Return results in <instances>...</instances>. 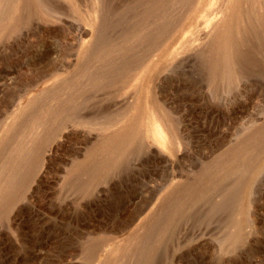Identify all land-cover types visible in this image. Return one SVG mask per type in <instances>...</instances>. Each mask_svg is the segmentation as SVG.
Returning a JSON list of instances; mask_svg holds the SVG:
<instances>
[{
  "label": "rangeland",
  "instance_id": "374dc122",
  "mask_svg": "<svg viewBox=\"0 0 264 264\" xmlns=\"http://www.w3.org/2000/svg\"><path fill=\"white\" fill-rule=\"evenodd\" d=\"M73 1H0V264H264V1L237 13L228 0ZM143 107L170 143L144 117L111 157L108 133Z\"/></svg>",
  "mask_w": 264,
  "mask_h": 264
},
{
  "label": "bare ground",
  "instance_id": "6f19581e",
  "mask_svg": "<svg viewBox=\"0 0 264 264\" xmlns=\"http://www.w3.org/2000/svg\"><path fill=\"white\" fill-rule=\"evenodd\" d=\"M0 1H1V0H0ZM14 1H15V0H14ZM75 1H76V0H75ZM75 1H73V2H75ZM130 1H131V0H129V2H130ZM132 1H133V0H132ZM132 1L130 2L131 4H132ZM144 1L146 2V1H148V0H138V2H142V3H143ZM178 1H179V0H178ZM203 1H204V0H203ZM242 1H243V0H228V2H229V6H230V8H231V10H232V13H237V12H239ZM251 1H254V0H249L250 3H251ZM255 1L257 2V5H259V9L256 8V7H258V6H255V8L257 9V10L255 9V10H256V11L259 10L258 12H261L260 8L263 7V5H262V1H264V0H255ZM255 1H254L253 3H256ZM69 2H70V1H69ZM129 2H128V3H125V4H129ZM135 2H136V1H135ZM148 2H149V1H148ZM150 2H151V1H150ZM150 2H149V3H150ZM154 2H155V0H154ZM154 2H153V3H154ZM161 2H162V1H161ZM161 2H160V3H161ZM170 2H173V1L170 0ZM182 2H183V1H182ZM184 2H185V1H184ZM184 2H183V3H184ZM5 3L7 4L6 1H5ZM40 3H41V2H40ZM76 3H77V2H76ZM136 3H137V2H136ZM142 3H141V4H142ZM192 3H194V2H192ZM204 3H206V2L204 1ZM10 4H12V2H11ZM77 4H78V3H77ZM134 4H135V3H134ZM138 4H139V3H138ZM138 4H137V6H138ZM141 4H140V5H141ZM143 4H145V3H143ZM163 4H165V3H163ZM167 4H168V3H167ZM184 4H185V3H184ZM211 4H212V3L209 2V5H211ZM263 4H264V3H263ZM0 5H1V4H0ZM2 5H3V4H2ZM8 5H9V3H8ZM21 5H22V4H21ZM75 5H76V4H75ZM140 5H139V6H140ZM158 5H160V4H158ZM170 5H172V4H170ZM170 5H169V7H170ZM203 5H204V4H203ZM249 5L252 6V5H254V4H252V5L249 4ZM11 6H12V5H11ZM11 6H10V7H11ZM124 6H125V5H124ZM139 6H138V7H139ZM141 6H142V5H141ZM141 6H140V8H139L138 10H140L141 8H143V6H142V7H141ZM152 6H153V5H152ZM174 6H175V5H174ZM183 6H184V5H183ZM244 6H245V4H244ZM250 6H249V7H250ZM78 7H81L80 4H78ZM147 7H148V5H147ZM147 7H146V9L149 8V7H148V8H147ZM157 7H158V6H157ZM166 7L168 8L167 5H166ZM166 7H165V8H166ZM198 7H199V5H198ZM201 7H203V6H200V8H201ZM37 8L39 9L38 6H37ZM76 8H77V7H76ZM135 8H136V7H135ZM165 8L163 9V11H165ZM171 8H172V7H171ZM176 8H177V7H176ZM189 8H190V7H189ZM253 8H254V6L252 7V9H253ZM72 9H73V8H72ZM77 9H78V8H77ZM81 9H82V8H81ZM146 9H144V10L146 11ZM155 9H156V8H155ZM158 9H159V8H158ZM250 9H251V7H250ZM250 9H249V10H250ZM252 9H251L250 11H252ZM35 10H36V9H35ZM41 10H42V9H41ZM136 10H137V9H136ZM173 10H174V8H173ZM176 10H177V9H176ZM179 10H180V9H179ZM179 10H178V11H179ZM255 10H254V11H255ZM42 11H43V10H42ZM118 11H119V10H118ZM142 11H143V10H142ZM154 11H155V10H154ZM170 11H171V10H170ZM188 11H189V10H188ZM195 11H196V6L193 8L192 13L195 14L196 12H198V11H196V12H195ZM246 11H247V10H246ZM246 11H244V12H246ZM256 11H255V13H258V12H256ZM262 11H263V13H264V8H262ZM17 12H18V10H17ZM81 12H82V11H81ZM157 12H158V11H157ZM166 12L168 13L169 11H166ZM173 12H174V11H173ZM207 12H208V11H207ZM252 12H253V11H252ZM38 13H40V12H38ZM84 13H86V12H84ZM118 13H119V12H118ZM152 13H153V12H150V14H152ZM169 13H170V12H169ZM208 13H209V12H208ZM161 14H162V11L159 12V15H160V16H163V15H161ZM258 14H259V13H258ZM114 15H115V14H114ZM118 15H119V14H118ZM120 15H121V14H120ZM120 15H119V16H120ZM154 15H155V13H153V16H154ZM157 15H158V14H157ZM159 15H158V16H159ZM206 15H208V14H206ZM239 15H241V14H239ZM121 16H122V15H121ZM153 16H152V17H153ZM166 16H167V15H166ZM166 16H165V17H166ZM222 16H223V15H222ZM236 16H237V15H236ZM245 16H246V14H245ZM247 16H248V15H247ZM247 16H246V17H247ZM254 16H255V15H254ZM259 16H262L263 21H264V16H263V15H259ZM86 17H87V16H86ZM114 17H116V16H114ZM122 17H123V16H122ZM141 17H142V16H141ZM155 17H156V16H155ZM256 17H257V15H256ZM205 18H206V17H205ZM236 18H237V17H236ZM236 18H235V19H236ZM240 18H241V17H240ZM252 18H253V17H252ZM254 18H255V17H254ZM258 18H259V17H257V19H258ZM151 19H153V18H151ZM155 19H157V17H156ZM155 19H154V20H155ZM158 19H159V18H158ZM158 19H157V20H158ZM162 19H164V18H162ZM249 19H251L250 16H249ZM260 19H261V17H260ZM100 20H101V19H100ZM100 20H99V21H100ZM119 20H121V19L119 18ZM154 20H153L152 22H154ZM213 20H214V19H213ZM242 20H243V18H242L241 21H240L241 23L244 21V20H243V21H242ZM246 20H247V19H246ZM0 21H4V20L1 19ZM155 21H156V20H155ZM209 21H210V19H209ZM240 22H239V18H238V20L235 21V27H234V28H236V23H237V24H238V23L241 24ZM244 22H245V21H244ZM252 22H253V21H252ZM259 22L261 23V22H262V19H261V21H259ZM259 22H258V23H259ZM3 23H4V22H3ZM222 23H223L224 29L222 30V32H221L220 35H219V34H216V36H217V35L219 36V38H218V36H217V38L219 39V40H218V46L220 47V51H221V48L223 49L224 52H226V51H225L226 49H227L228 51H227V53H225V54H224V52H223V53H222L223 55H222L221 57H220V56H219V57H220V60H223V61H224V63L228 62V63H226V64H228V66H229V62H232L231 59H232V58H235V57H232V49L235 47V46H234V44H235V40H234V41H232V39L230 40V39H229V36H228V35H229L228 33H230V29H231V27H232V23H233V22H232V18H231V17H225V18H223ZM262 23H263V22H262ZM90 24H91V26L96 27V25H97V17H96L95 15L93 16V18H92ZM101 24H102V22H101ZM152 24H153V23H152ZM156 24H157V23H155V25H156ZM242 24H243V23H242ZM247 24H248V23H247ZM99 25H100V24H99ZM155 25H154V26H155ZM214 25H215V24H214ZM244 25H245V23H244ZM244 25H242V26H244ZM250 25H251V24H250ZM253 25H254V24H253ZM253 25H252V26H253ZM258 25H259V26H262L261 24H258ZM263 25H264V24H263ZM3 26H4V25H3ZM212 26H213V25H212ZM209 27H210V25H209ZM209 27H208V28H209ZM218 27H219V26H218ZM218 27H217V28H218ZM220 27H221V26H220ZM220 27H219V29H220ZM253 27L256 28L257 25H255V26H253ZM0 28H1V27H0ZM217 28H216V29H217ZM237 28H238V27H237ZM237 28H236V29H237ZM100 29H101V27H100ZM137 29H138V28H137ZM137 29H135V30H137ZM232 29H233V28H232ZM236 29H235L234 31H236ZM238 29H239V28H238ZM256 29H258L257 31H259V27H257ZM261 29H263V28L260 27V30H261ZM209 30H211V27L209 28ZM217 30H218V29H217ZM99 31H100V30H99ZM140 31H141V29H140ZM257 31H256V32H257ZM136 32H137V31H136ZM136 32H134V36L136 35ZM212 32H213V31H212ZM218 32H219V30H218ZM218 32H217V33H218ZM260 32H261V31H260ZM260 32H258V33H260ZM137 33H138V32H137ZM261 33H263V35H264V29H263V32H261ZM261 33H260V34H261ZM126 34H127V33H126ZM126 34L124 35V37L122 36V39L120 38L121 41L124 42V43H123V46H124V44L126 43L125 41L127 40V37H126V40L123 41V39L125 38ZM128 34H129V33H128ZM139 34H140V33H139ZM139 34H138V35H139ZM144 34H145V32H144ZM146 34H147V32H146ZM146 34H145V35H146ZM121 35H122V34H121ZM130 35H131V34H129L128 37H129ZM132 35H133V32H132ZM132 35H131V37H132ZM141 35H142V34H141ZM141 35H139V36H141ZM145 35H143V36H145ZM214 35H215V34H214ZM235 35H236V34H235ZM261 35H262V34H261ZM143 36H141V37H143ZM212 36H213V35H212ZM98 37H99V36H98ZM135 37H137V36H135ZM146 37H147V35H146ZM132 38H133V37H132ZM210 38H211V37H210ZM233 38H234V37H233ZM262 38H263V36H262ZM114 39H115V38H114ZM118 39H119V38H118ZM130 39H131V38H129L128 40H130ZM242 39H243V38H242ZM128 40H127V42H128ZM145 40H148V39H145ZM213 40H214V39H213ZM213 40L211 39V42H212ZM240 41H241V38H240V40H239V43H240ZM111 42H112V41H111ZM111 42H110V43H111ZM115 42H117V40H116ZM122 42H121V43H122ZM143 42H145V41H143ZM213 42H214V41H213ZM233 42H234V44H233ZM236 42H237V39H236ZM119 43H120V40L118 41V43H116V45L119 44ZM130 43H131V42H130ZM216 43H217V39H216ZM216 43H215V44H216ZM113 44H115V43H113ZM212 44H213V43H212ZM212 44H211V45H212ZM237 44H238V42H237ZM128 45H129V43H128ZM107 46H109V44H108ZM113 46H114V45H113ZM123 46H122V47H123ZM126 46H127V44H126ZM214 46H216V48L213 47V46H211V47L215 48L214 50H215L216 53H217V49H218V48H217V45H214ZM117 47H118V46H117ZM129 47H130V46H129ZM110 48H111V47H110ZM124 48H125V47H124ZM213 48H210V50H212ZM121 49H123V48H121ZM111 50H112V49H111ZM116 50H117V49H116ZM119 50H120V48H119ZM101 51H102V50H101ZM109 51H110V49H109ZM113 51H115V50H113ZM121 51H123V50H121ZM211 52H212V54H213L214 51H211ZM211 52H210V53H211ZM234 52H235V51H233V54H234ZM104 53H105V52H104ZM115 53H116V51H115ZM120 53H122V52H120ZM120 53H119V54H120ZM218 53H219V52H218ZM105 54H106L105 56H107L108 53L106 52ZM109 54H110V52H109ZM109 54H108V55H109ZM117 54H118V53H117ZM214 54H215V52H214ZM214 54H213V57H214ZM219 54H221V52H220ZM113 55H114V54H112V56H109L110 59H111V57H113ZM114 56H115V55H114ZM121 56H122V55H121ZM234 56H235V54H234ZM97 57H98V56H97ZM116 57H117V56H116ZM211 57H212V56H211ZM114 58H115V57H114ZM125 58H126V57H125ZM107 59L109 60L108 57H107ZM127 60H128V59H127ZM135 60H136V59H134V61H135ZM209 60H210V62H211V60H214V62H215V58H214V59H209ZM111 61H112V60H111ZM111 61H109V62H111ZM223 61H222V62H223ZM225 61H226V62H225ZM233 61H234V59H233ZM129 62H131V61H129ZM212 62H213V61H212ZM94 63H95V62H94ZM127 63H128V62H127ZM131 63H132V62H131ZM104 64H105V63H103V65H104ZM125 64H126V63H125ZM212 64H213V63H210V65H212ZM218 64H219V63H218ZM107 65H108V63H107ZM230 65H231V67L233 66L232 64H230ZM116 66H117V65H116ZM122 66H123V65H122ZM122 66H121V67H122ZM218 66H219V65H218ZM228 66H227V67H228ZM121 67H120V68H121ZM223 67H224V66H222V68H223ZM225 67H226V66H225ZM231 67H229V70H231ZM120 68H119V69H120ZM84 69H85V68H84ZM121 69H122V68H121ZM126 69H127V68H126ZM126 69H125V71H126ZM223 69H224V68H223ZM223 69H222V70H223ZM86 70H87V69H86ZM229 70H228V72H230ZM235 70H236V72H237V68H235ZM92 71H93V70H90V72H92ZM114 71H116V70H114ZM93 72H94V71H93ZM96 72H98V71H96ZM224 72H225V70H224ZM228 72L226 71L225 73L228 74ZM233 72H234V71H233ZM86 73H87V72H86ZM116 73H117V72H116ZM120 73H121V71H120ZM128 73H129V72H127V75H126V76H127V77H126L127 79H125V80H127V82L129 81V80H128ZM130 73H131V72H130ZM130 73H129V74H130ZM212 73H213V72H212ZM230 73H231V72H230ZM87 74H88V73H87ZM105 74H106V73H105ZM117 74H118V73H117ZM122 74H124V73H122ZM125 74H126V73H125ZM141 74H142V73H141ZM235 74H237V73H235ZM84 75L86 76V74H84ZM112 75H113V74H112ZM131 75H133V74H131ZM131 75H130V76H131ZM138 75H139V74H138ZM228 75L231 76L230 74H228ZM120 76H121V74H120ZM120 76L117 77V78H124V77H125V75H124V76L122 75L123 77H122V76L120 77ZM233 76H235V75H233ZM233 76H231V77H232L231 79L234 78ZM60 77H61V76H60ZM95 77H96V76H95ZM136 77H138V76H136ZM136 77H135V78H136ZM83 78H85V77H83ZM88 78H89V77H88ZM117 78H115V79H117ZM93 79H95V78L93 77ZM115 79H114V80H115ZM129 79H130V78H129ZM141 79H142V78H141ZM56 80H57V79H56ZM118 80H119V79H117V81H118ZM111 81H113V80H111ZM120 81H121V80H120ZM123 81H124V79H123ZM137 81H139V80H137ZM57 82H58V81H57ZM124 82H125V81H124ZM134 82H135V81H134ZM63 83H64V81H63ZM87 83H88V82H87ZM125 83H126V82H125ZM130 83H131V81H129V84H130ZM142 83H143V82H142ZM142 83H141V84H142ZM54 84H55V83H54ZM114 84H115V82H114ZM114 84H113V86H116V85H117V84H115V85H114ZM133 84H134V83H133ZM133 84H132V85H133ZM109 85H110V84H109ZM118 85H119V84H118ZM144 85H145V84H144ZM144 85H142V86H144ZM61 86H63V85H61ZM110 86H111V85H110ZM136 87H137V86H136ZM136 87H134V88H135L134 91L137 90V88H139V86H138L137 88H136ZM60 88H61V87H59V89H60ZM129 88H130V86H129ZM144 88H145V87H144ZM56 89H57V88H56ZM141 89H142V88H141ZM51 90H53V89H51ZM57 90H58V89H57ZM57 90H56V91H57ZM132 90H133V86H132ZM45 91H46V90H44L43 92H45ZM56 91H54V93H55ZM134 91H133V92H134ZM137 91H138V90H137ZM137 91H136V92H137ZM136 92H135V93H136ZM40 93H41V92H40ZM54 93L51 92V94H53V95H54ZM135 93H134V94H135ZM42 94H43V93H42ZM53 95H52V96H53ZM40 96H41V95H40ZM47 96H48V94H47ZM49 96H50V98H52L50 94H49ZM36 97H37V96H36ZM38 97H39V96H38ZM41 97H42V96H41ZM41 97H40V98H41ZM43 97H44V96H43ZM32 98H33V97H32ZM46 98H47V97H46ZM46 98L44 97V99H46ZM135 98H136V97H135ZM53 99H54V98H53ZM59 99H61V98H59ZM31 100H33V102H32V103H33V106H35V105H34V101H36V100H34V99H31ZM31 100L29 101V103H31ZM42 100H43V99H42ZM140 100H141V99H140ZM62 101H63V100H62ZM62 101H61V102H62ZM42 102H43V101H42ZM36 103H37V102H36ZM36 103H35V104H36ZM38 103H41V101L38 102ZM59 103H60V102H59ZM27 105H28V104H27ZM57 105H58V104H57ZM25 106H26V104H25ZM25 106H23V109H24ZM28 106L30 107V105H28ZM31 106H32V105H31ZM139 106H140V105H139ZM29 107H28V108H29ZM31 108H32V107H31ZM129 108H131V107H129ZM125 109H126V108H125ZM125 109H124V110H125ZM127 109H128V107H127ZM127 109L124 111L125 113H126V111H128ZM143 109H144V111H143ZM160 109H161V108H160ZM29 110H30V108L28 109V111H29ZM122 110H123V109H122ZM158 110H159V109H158ZM17 111L19 112V109H18ZM17 111H16V112H17ZM24 111H25V110H24ZM26 111H27V107H26ZM58 111H59V109H58ZM140 111H141V114H142L141 116H138V117L135 116L136 118H134V119H128V120H126V121H125L122 125H120L119 127L115 128V129H113V130H110V132L108 133V134H109L108 137L105 136V137H107V145H106V141H105V146H106V147L108 146V148H106L104 145H102V147L104 146V147L107 149L106 151L108 152V154H109L111 157L115 158V157H117L118 155H120L119 153H120L121 151H123V149H124L128 144H132L131 142L134 141V140L139 136V133H140V131L142 130V129L140 128V127H141L142 120H143L142 118H144V117H145V122H147V123H151V124H152V127H153V133L157 136V140H158V142H159V143H162V144H168V143H170L169 141L171 140V136H172V135L170 134L171 136H170V139H169V136L164 134L163 129H162V128L160 127V125L157 123V119H160V121H161V118H159V117L156 118L155 115H154V113H152V112H148V111L145 109V107L140 108ZM152 111H153V110H152ZM137 112H138V111H137ZM20 113H21V112H20ZM25 113L27 114V112H25ZM25 113L22 112V115H23V114L25 115ZM118 113H119V112H118ZM118 113H116V114H118ZM120 113H121V111H120ZM120 113H119V114H120ZM122 113H123V112H122ZM125 113H124V115H125ZM17 114H18V113H17ZM17 114H16V115H17ZM119 114H118V115H119ZM138 114H139V113H138ZM13 115H15V114H13ZM16 115H15L14 117H15V118H16V117L18 118L19 116H16ZM18 115H19V114H18ZM22 115H21V116H22ZM122 115H123V114H122ZM136 115H137V113H136ZM21 116H20V119H21ZM25 116H27V115H25ZM63 116H64V115H63ZM157 116H158V115H157ZM169 116H170V115H169ZM66 117H67V116H66ZM112 117H113V115H112ZM117 117H118V116H117ZM120 117H121V115H120ZM120 117H119V118H120ZM166 117H167V116H166ZM11 118H13V117H11ZM17 118H16V119H17ZM113 118H114V117H113ZM119 118H118L117 120H119ZM121 118H122V117H121ZM16 119H15V120H16ZM69 119H71V118H69ZM13 120H14V119H13ZM108 120H109V119H108ZM168 120H169V119H168ZM19 121H20V120H19ZM19 121H18V123H19ZM115 121H116V120H115ZM12 122H13V121H12ZM12 122H10V123H12ZM15 122H16V121H15ZM89 122H90V121H89ZM111 122H114V121H110V122L108 121L107 123L110 124ZM7 123H9V122H7ZM85 123H86V122L84 121V125H85ZM101 123H102V122H101ZM103 123H104V122H103ZM107 123H106V124H107ZM163 123H165V121H163ZM14 124H15V123H14ZM82 124H83V122H82ZM86 124L88 125V123H86ZM92 124H93V123H92ZM97 124H98V123H97ZM87 125H86V126H87ZM99 125H100V124H99ZM103 125H105V124H103ZM103 125H102V126H103ZM107 125H108V124H107ZM164 125H165V124H164ZM7 126H8V125H7ZM88 126H90V125H88ZM92 126H93V125H92ZM94 126H95V125H94ZM161 126H162V125H161ZM166 126H167V125H166ZM168 126H169V125H168ZM170 126H172V124H170ZM7 128H10V125H9ZM93 128H96V130H100L99 127H93ZM101 128H102V127H101ZM2 129H3V128H2ZM140 129H141V130H140ZM8 130H9V129H8ZM10 131H11V130H10ZM5 132H7V131L5 130L4 133H5ZM4 133H3V134H4ZM7 133L10 134V132H7ZM142 133H143V132H142ZM5 134H6V133H5ZM106 135H107V134H106ZM5 136H6V135H5ZM47 136H48V135H47ZM7 137H9V135H7ZM101 139H103V138H101ZM104 139H105V138H104ZM173 139H175V138H173ZM138 140H139V139H138ZM101 141H102V140H101ZM101 141H100V142H101ZM174 141H175V143H176V140H174ZM172 143H173V142H172ZM172 143H171V144H172ZM175 143H173V144L175 145ZM173 144H172V145H173ZM175 146H176V145H175ZM16 147H17V146H16ZM20 147H21V146H20ZM104 147H103V148H104ZM128 147H129V146H128ZM132 147H133V146H132ZM170 147H171V146H170ZM256 147H257V146H256ZM258 147H259V146H258ZM263 147H264V146H263ZM263 147H261V151H262V148H263ZM99 148L101 149V146H100ZM17 149H18V147H17L15 150H17ZM100 149H98V150H100ZM127 149L130 150L131 148H127ZM127 149H125V150L129 152V150H127ZM171 149H173V146H172ZM258 149H260V148H258ZM22 150H23V149H22ZM22 150H20V151H22ZM24 150H25V149H24ZM98 150L96 151V153H94V155L97 154V152H98V154H99V151H98ZM102 150H103V149H102ZM104 150H105V149H104ZM104 150H103V151H104ZM251 150H252V149H251ZM256 150H257V149H255L254 152H256ZM103 151H100V152H101L102 154H103L104 152H106V151H104V152H103ZM261 151H259V152H261ZM17 152H19V149H18ZM17 152H16V153H17ZM22 152H23V151H22ZM22 152H21V153H22ZM25 152H26V151H25ZM25 152H23V153L26 155ZM128 152H127V153H128ZM250 152H251V151H250ZM254 152L252 151V154H253V155L255 154ZM125 153H126V152H125ZM256 153H258V152H256ZM261 153H262V152H261ZM2 154H3V153H2ZM19 154H20V152H19ZM91 154H92V152H91ZM14 155H15V154H14ZM100 155H101V154H100ZM100 155H99V156H100ZM122 155H123V154H122ZM124 155H125V157L127 156L126 154H124ZM249 155H250V154H249ZM253 155H252V157H250L251 155H250L249 157H250L251 159L257 157V156H256V157H255V156L253 157ZM256 155H258V154H256ZM2 156H4V154H3ZM17 156H19V155H17ZM17 156H16V157H17ZM21 156H22V154H21ZM90 156H91V155H90ZM110 156H109V157H110ZM258 156H259V155H258ZM263 156H264V155H263ZM23 157H24V156H23ZM23 157H22V158H23ZM31 157H32V156H31ZM93 157H95V156H93ZM106 157H107V156H106ZM34 158H35V157H34ZM95 158H97V157H95ZM98 158H99V157H98ZM100 158H102V157H100ZM247 158H248V156L246 157V159H247ZM262 158H263V157H262ZM91 159H92V158H91ZM91 159H90V161H91ZM102 159H104V158H102ZM102 159H101V160H102ZM122 159H123V157H122ZM122 159H121V160H122ZM244 159H245V157H244ZM251 159H250V160H251ZM85 160H86V159H85ZM93 160H94V158H93ZM93 160H92L91 162H93ZM116 160H117V162L119 163L120 159H119V161H118V159H116ZM116 160H114V162H116ZM250 160L248 159V161H246V160H244V161H245V162H249ZM263 160H264V159H263ZM0 161H1V160H0ZM96 161H97V160H96ZM96 161H94L93 163H95ZM112 161H113V160H111V158H110V161L106 159V160H104L102 163H100L99 161H98V162H99L100 164H102L103 166H108V165L110 164V162H112ZM8 162L10 163V162H12V161H7V163H8ZM98 162H97V163H98ZM114 162H112V163H114ZM28 163H29V162H28ZM88 163H89V161H88ZM118 163H115V164H118ZM243 163H244V162H243ZM2 164H3V163H2ZM2 164H1V166H2ZM90 164H91V163H90ZM115 164H113V165H115ZM10 165H11V164H10ZM13 165H14V164H13ZM84 165H85V167H89V166H90V165L87 166L88 164H87V165L84 164ZM91 165H92V164H91ZM95 165H98V164H95ZM111 165H112V164H111ZM7 166H9V165H7ZM11 166H12V165H11ZM100 166H101V165H100ZM109 166H110V165H109ZM14 167H15V166H13V169H15ZM85 167H84V168H85ZM98 167H99V166H97V168H98ZM112 167H113V166H112ZM114 167H115V166H114ZM256 167H257V166H256ZM11 168H12V167H11ZM11 168H8V169L11 170ZM19 168H20V167H19ZM93 168H94V167H92L91 169H93ZM95 168H96V167H95ZM250 168H251V167H249V169H250ZM252 168H254V167H252ZM6 169H7V168H5V172L3 171V173H6ZM76 169H77V168H76ZM98 169H99V168H98ZM107 169H109V168L107 167ZM255 169H256V168H255ZM83 170H84V169H83ZM85 170H88V169L85 168ZM102 170H103V168H102ZM247 170H248V168H247ZM11 171H12V170H11ZM81 171H82V168H81ZM88 171H89V170H88ZM94 171H96V170H94ZM94 171H93V172H94ZM248 171H250V170H248ZM253 171L255 172L254 169H253ZM253 171H251V172L253 173ZM13 172H14V171H13ZM13 172H11V174H12ZM90 172H91V171H90ZM246 172H247V171H246ZM7 173H9V170H8ZM7 173H6V174H7ZM15 173H16V172H15ZM105 173H106V172H105ZM247 173H248V172H247ZM0 174H1V173H0ZM95 174H96V173H95ZM95 174H94V175H95ZM99 174H101V172H100ZM252 175H253V174H252ZM252 175H250V176H252ZM2 176H3V175H2ZM4 176H5V175H4ZM6 176H7V175H6ZM10 176H11V175H10ZM14 177H15V176H14ZM1 178H2V177H1ZM6 179H8V178H6ZM0 180H1V179H0ZM3 180H4L5 182H7V181L4 179V177H3ZM3 180H1V181H3ZM9 181H10V180H9ZM10 182H11V181H10ZM0 183H1V182H0ZM3 183H4V182H3ZM7 184H9V183H7ZM10 185H11V184H9L8 186H10ZM12 185H14V184H12ZM12 185H11V186H12ZM0 186H2V183H1ZM176 186H177V184H176ZM176 186H175V187H176ZM175 187H174V188H175ZM3 188H4V187H3ZM0 189H1V187H0ZM6 189H7V186H6ZM6 189H2V192H4L3 190H6ZM8 190H9V189H8ZM10 190H11V187H10ZM10 190H9V191H10ZM6 191H7V190H6ZM9 191H8V192H9ZM8 192H7V194H9V193L12 194L11 192H9V193H8ZM4 193H5V192H4ZM200 194H201V193H200ZM5 196H6V195H5ZM0 197H1V195H0ZM8 197L11 198L10 195H8ZM0 199H1V198H0ZM3 199H4V198H3V196H2V199H1V200H3ZM5 199H6V198H5ZM1 200H0V201H1ZM7 200H8V199H7ZM3 201H4V200H3ZM242 201H243V200H242ZM241 203H242V202H241ZM245 203H246V202H245ZM241 206H242V205H241ZM182 212H183V208H182V210L180 211V214H182ZM240 212L242 213V211H240ZM149 213H150V212H149ZM149 213H148V214H149ZM150 214H151V213H150ZM180 214H178V215H180ZM239 214H240V213H239ZM162 215H164V214H162ZM147 216H148V215H147ZM162 218H163V216H162ZM162 218H161V219H162ZM162 220H165V219H162ZM159 222L161 223V221H159ZM236 222H237V221H235V223H236ZM238 222H239V220H238ZM163 223H164V222H163ZM235 223H234V224H235ZM237 225L239 226V224H237ZM234 226H235V225H234ZM237 228H238V227H237ZM237 228L235 227L234 230H235V229L238 230L240 227H239L238 229H237ZM239 230H240V229H239ZM238 232H239V231H238ZM240 232H241V231H240ZM235 233H236V231H235ZM231 234H233V233H231ZM230 236H231V235L229 234V237H230ZM236 236H237V235H236ZM238 236H240V235H238ZM229 237H228V238H229ZM233 238H234V237H233ZM92 239H93V238H92ZM231 240H232V239H231ZM95 241H96V240H95ZM95 241H92V242L94 243ZM92 242L90 241V243H92ZM97 242H98V241H97ZM97 242H96V243H97ZM85 243H86V242H85ZM89 245H90V244H89ZM92 246H93V244H92ZM98 246H99V245H98ZM115 246H116V245H115ZM87 247H88V246H87ZM89 247H90V246H89ZM95 247H96V246H95ZM112 247H114V246H112ZM117 247H118V246H117ZM117 247H116V248H117ZM97 248H98V247H97ZM118 249L121 250V248H118ZM110 251H112V248H111ZM113 251H114V250H113ZM117 251H118V250L116 249V252H117ZM84 252H85V251H84ZM107 252H108V251H107ZM114 252H115V251H114ZM86 254H87V253H86ZM108 254H110V253H108ZM114 254H115V253H114ZM114 254H113V255H114ZM120 254H121V253H120ZM88 255H89V254H88ZM110 255H112V254H110ZM110 255H109V256H110ZM117 255H119V254L117 253ZM85 257H86V256H85ZM87 258H88V257H87ZM109 258H110V257H109ZM112 258H114V256H112ZM116 258H118V257H116ZM141 258H142V257H141ZM105 260H106V259H105ZM114 260H115V259H114ZM146 260H147V258H145V261H146ZM116 261H117V260H116ZM141 261H142V259H141ZM110 262H111V261H110ZM142 262H144V260H143ZM142 262H141V263H142ZM146 262H147V261H146ZM105 263H106V262H105ZM107 263H108V262H107ZM138 263H139V262H138ZM144 263H145V262H144ZM111 264H112V263H111ZM113 264H115V263L113 262Z\"/></svg>",
  "mask_w": 264,
  "mask_h": 264
}]
</instances>
